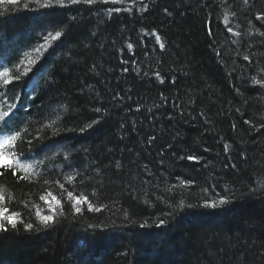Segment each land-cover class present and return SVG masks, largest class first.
<instances>
[{
    "label": "trees",
    "instance_id": "16d2710c",
    "mask_svg": "<svg viewBox=\"0 0 264 264\" xmlns=\"http://www.w3.org/2000/svg\"><path fill=\"white\" fill-rule=\"evenodd\" d=\"M257 17L0 0V264H264Z\"/></svg>",
    "mask_w": 264,
    "mask_h": 264
},
{
    "label": "snow or ice",
    "instance_id": "6c2138e0",
    "mask_svg": "<svg viewBox=\"0 0 264 264\" xmlns=\"http://www.w3.org/2000/svg\"><path fill=\"white\" fill-rule=\"evenodd\" d=\"M71 2L75 3L76 0H71ZM87 2H88V3H91L92 0H87ZM257 19H264V17H257ZM209 32H210V34H211V30H209ZM56 36L59 37V36H60V32H57V33H56ZM159 39H160V38L157 37V40H159ZM129 47H131V45H129ZM245 59H247V57H245ZM5 116H7V114H5ZM5 123H7V120H5ZM189 159L192 160V159H195V158L190 156ZM221 203H223V201H221ZM46 219H47V218H46ZM9 223H12V219H11V218L9 219ZM3 227H4V225H3V224H0V228H3ZM29 227H31V226L29 225Z\"/></svg>",
    "mask_w": 264,
    "mask_h": 264
}]
</instances>
